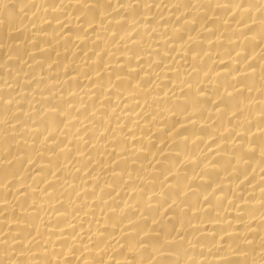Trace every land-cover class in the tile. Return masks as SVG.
Here are the masks:
<instances>
[{
	"label": "bare ground",
	"instance_id": "bare-ground-1",
	"mask_svg": "<svg viewBox=\"0 0 264 264\" xmlns=\"http://www.w3.org/2000/svg\"><path fill=\"white\" fill-rule=\"evenodd\" d=\"M0 264H264V0H0Z\"/></svg>",
	"mask_w": 264,
	"mask_h": 264
}]
</instances>
